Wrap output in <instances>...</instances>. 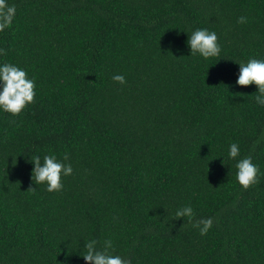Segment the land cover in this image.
<instances>
[{
	"label": "trees",
	"instance_id": "obj_1",
	"mask_svg": "<svg viewBox=\"0 0 264 264\" xmlns=\"http://www.w3.org/2000/svg\"><path fill=\"white\" fill-rule=\"evenodd\" d=\"M7 3L0 65L26 70L36 96L18 115L0 108V264H87L91 240L131 264H264V106L236 83L238 62L264 60V0ZM204 28L219 56L191 55ZM65 153L63 189L35 185L30 158ZM249 155L259 183L244 190ZM189 205L192 222L177 219ZM208 217L201 235L192 224Z\"/></svg>",
	"mask_w": 264,
	"mask_h": 264
},
{
	"label": "clouds",
	"instance_id": "obj_2",
	"mask_svg": "<svg viewBox=\"0 0 264 264\" xmlns=\"http://www.w3.org/2000/svg\"><path fill=\"white\" fill-rule=\"evenodd\" d=\"M16 15V6L9 5L7 0H0V31L9 28ZM247 17L241 16L238 23H246ZM191 55L197 53L204 58L219 56L222 46L218 44V36L214 31L208 29H197L189 36L187 41ZM5 50L0 49V54H4ZM240 65V73L236 83L241 86H249L255 84L258 86V95L255 96L257 104L264 106V60L250 59L247 63L238 62ZM113 80L124 85L127 83L124 75H114ZM0 108L12 115L20 114L24 108L34 102L36 96V83L34 78H29L26 70L11 64L5 63L0 65ZM257 141L256 143H258ZM240 156V148L237 143H232L229 149V157L235 159ZM69 160V154L65 153L63 160L58 159L56 155H45L43 161L40 156L30 158V162L34 163L32 170V180L35 185L47 183V191H61L63 189L62 176L67 177L73 173V167ZM13 166L16 161L13 160ZM238 169L236 173L237 180L244 190L250 186L259 183L258 173L259 167L253 163L252 157L241 158L236 164ZM28 190L34 191V187ZM195 213L189 205L183 207L175 213L177 219L187 217L192 222ZM214 220L211 217L201 218L192 224L193 227L200 230L201 235H206L213 226ZM183 225L181 226V228ZM99 241L91 240L86 242V253L83 256L87 264H131V260L113 254V244L111 240L104 241L103 247L98 248Z\"/></svg>",
	"mask_w": 264,
	"mask_h": 264
}]
</instances>
